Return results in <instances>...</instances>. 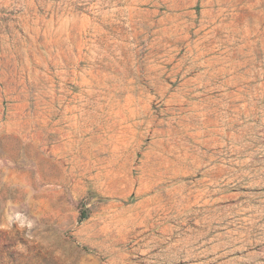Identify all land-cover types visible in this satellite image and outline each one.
<instances>
[{"label":"rangeland","instance_id":"obj_1","mask_svg":"<svg viewBox=\"0 0 264 264\" xmlns=\"http://www.w3.org/2000/svg\"><path fill=\"white\" fill-rule=\"evenodd\" d=\"M0 264H264V0H0Z\"/></svg>","mask_w":264,"mask_h":264},{"label":"trees","instance_id":"obj_2","mask_svg":"<svg viewBox=\"0 0 264 264\" xmlns=\"http://www.w3.org/2000/svg\"><path fill=\"white\" fill-rule=\"evenodd\" d=\"M87 218V214H84L82 217H80V220H84Z\"/></svg>","mask_w":264,"mask_h":264}]
</instances>
